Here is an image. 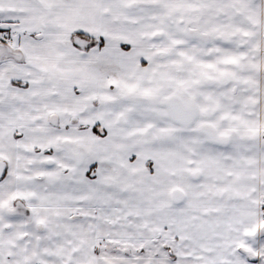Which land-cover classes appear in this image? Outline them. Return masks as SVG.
Masks as SVG:
<instances>
[{"label": "snow or ice", "instance_id": "6c2138e0", "mask_svg": "<svg viewBox=\"0 0 264 264\" xmlns=\"http://www.w3.org/2000/svg\"><path fill=\"white\" fill-rule=\"evenodd\" d=\"M0 264H264V0H0Z\"/></svg>", "mask_w": 264, "mask_h": 264}]
</instances>
